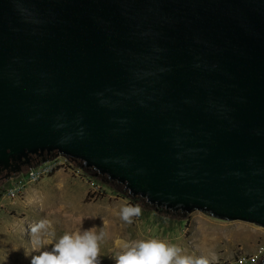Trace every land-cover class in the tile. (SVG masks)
<instances>
[{
	"label": "water",
	"instance_id": "obj_1",
	"mask_svg": "<svg viewBox=\"0 0 264 264\" xmlns=\"http://www.w3.org/2000/svg\"><path fill=\"white\" fill-rule=\"evenodd\" d=\"M43 151L264 228V0H0V166Z\"/></svg>",
	"mask_w": 264,
	"mask_h": 264
},
{
	"label": "rangeland",
	"instance_id": "obj_2",
	"mask_svg": "<svg viewBox=\"0 0 264 264\" xmlns=\"http://www.w3.org/2000/svg\"><path fill=\"white\" fill-rule=\"evenodd\" d=\"M3 185L0 183V264H30L31 255L38 253L27 255L33 247L29 229L41 219L51 223L56 239L92 227L97 234L102 232L99 264H115L113 257L122 253L124 243L148 239L177 245L183 255L204 256L211 263L232 264L238 255H255L260 261L264 256L263 227L214 218L198 210L186 214L155 210L140 199L133 200L121 186L83 168L78 160L26 184L17 197L8 198ZM126 204H139L143 209L131 224L119 216ZM50 249L48 245L45 250Z\"/></svg>",
	"mask_w": 264,
	"mask_h": 264
},
{
	"label": "clouds",
	"instance_id": "obj_3",
	"mask_svg": "<svg viewBox=\"0 0 264 264\" xmlns=\"http://www.w3.org/2000/svg\"><path fill=\"white\" fill-rule=\"evenodd\" d=\"M142 212L139 204H126L121 207L119 216L122 221L131 224L133 218L141 216ZM94 229L65 233L56 239L49 221L41 219L33 223L29 229L33 247L27 255L38 254L31 255L30 264H99V246L104 234H97ZM48 245L51 249L45 250ZM113 259L115 264H210L204 256L183 255L179 246L158 239L126 242L122 253Z\"/></svg>",
	"mask_w": 264,
	"mask_h": 264
},
{
	"label": "built area",
	"instance_id": "obj_4",
	"mask_svg": "<svg viewBox=\"0 0 264 264\" xmlns=\"http://www.w3.org/2000/svg\"><path fill=\"white\" fill-rule=\"evenodd\" d=\"M61 159V160H59ZM71 158H66L61 155H56L54 158L47 159L46 161L28 166L25 170L12 174L4 183L3 191L8 198L17 197L24 189L25 185L32 183L44 176L52 173L56 168L73 165ZM264 257V256H263ZM262 257V258H263ZM259 259L255 255H238L235 257L232 264H258ZM210 264H218L211 263Z\"/></svg>",
	"mask_w": 264,
	"mask_h": 264
},
{
	"label": "flooded vegetation",
	"instance_id": "obj_5",
	"mask_svg": "<svg viewBox=\"0 0 264 264\" xmlns=\"http://www.w3.org/2000/svg\"><path fill=\"white\" fill-rule=\"evenodd\" d=\"M49 156L45 151L40 152V153H32L29 154L26 158H21L20 160H15L12 162L11 166L8 167H3L0 166V183L4 184L6 182V180L14 173L19 172V171H23L25 170L28 166L33 165V162L41 159L42 157H47ZM17 167L18 170L17 171H12L11 167ZM87 170H91V169H87ZM93 171V170H91ZM117 186H121L119 184H115Z\"/></svg>",
	"mask_w": 264,
	"mask_h": 264
},
{
	"label": "trees",
	"instance_id": "obj_6",
	"mask_svg": "<svg viewBox=\"0 0 264 264\" xmlns=\"http://www.w3.org/2000/svg\"><path fill=\"white\" fill-rule=\"evenodd\" d=\"M75 161H77V160H75ZM90 171H91V170H90ZM91 172L94 173V174L97 175V176H100V175H98L95 171H91ZM100 177L103 178L107 183H109V182L105 179V176H100ZM131 198H132L133 200L140 199V200L143 201V203H144L146 206L149 207V205L145 203V200H144L143 198H141V197H139V196H135V197H131Z\"/></svg>",
	"mask_w": 264,
	"mask_h": 264
}]
</instances>
